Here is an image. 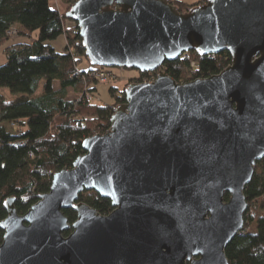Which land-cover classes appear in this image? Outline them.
Wrapping results in <instances>:
<instances>
[{"label": "water", "instance_id": "obj_1", "mask_svg": "<svg viewBox=\"0 0 264 264\" xmlns=\"http://www.w3.org/2000/svg\"><path fill=\"white\" fill-rule=\"evenodd\" d=\"M68 16L91 65L157 78L127 85L108 131L86 137L85 153L27 212L6 200L0 264H230L264 157V0L187 12L169 0H77ZM226 49L232 62L209 77L178 82L162 69L190 50ZM85 190L114 209L79 201Z\"/></svg>", "mask_w": 264, "mask_h": 264}, {"label": "trees", "instance_id": "obj_2", "mask_svg": "<svg viewBox=\"0 0 264 264\" xmlns=\"http://www.w3.org/2000/svg\"><path fill=\"white\" fill-rule=\"evenodd\" d=\"M51 1L0 0V43L11 38L8 32L15 26L21 37L4 47L7 58L0 65V87L17 94L16 99L7 102L0 93V221L7 216L5 202L11 197L20 214L27 212L40 194L50 190L54 172L72 167L74 160L86 151L84 139L106 133L116 106L126 102V87L120 89L116 85L110 88L115 97L113 103L77 102L69 98L71 89H82L83 79L88 76L83 67L91 63L78 23L68 16L77 0H68L71 3L66 12L54 8ZM205 1L185 4L169 0L182 12ZM68 20L73 24L67 26ZM63 34L67 46L58 51L51 41ZM186 54L188 58L182 54L162 67L178 82L220 73L233 59L227 49L218 54L196 50ZM83 60L86 64H82ZM148 75L149 71L140 72L138 80L142 82ZM7 121L15 132L6 129L3 123ZM257 163L255 175L245 189L250 204L245 214L246 231L226 248L230 264H264V157ZM78 200L102 214L114 209L111 199L95 190L80 192ZM63 212L70 223L77 219L73 209ZM253 223L256 231L251 228ZM4 234L1 227L0 244Z\"/></svg>", "mask_w": 264, "mask_h": 264}, {"label": "rangeland", "instance_id": "obj_3", "mask_svg": "<svg viewBox=\"0 0 264 264\" xmlns=\"http://www.w3.org/2000/svg\"><path fill=\"white\" fill-rule=\"evenodd\" d=\"M67 3H71L68 0H64ZM182 1L185 4H198L199 1L201 0H179ZM69 5V4H68ZM67 5V7H68ZM67 9V8H66ZM61 12V11H60ZM15 28H17L15 26ZM19 32L17 28V33ZM20 34V33H19ZM16 34L14 37L9 38L8 40L4 41V43H0V65L4 64L6 61V55L3 52L4 47L7 45V43L15 42V40L21 39L20 35ZM34 37L31 39L33 40ZM51 43L55 45L57 50L59 51L60 48L64 47L63 50H65L67 44L65 42L64 36L60 35L57 39L52 40ZM59 47V49H58ZM88 62V60H87ZM86 64V61L83 60L82 64ZM193 64V63H192ZM89 65L92 67L93 65L91 64H86L85 69L86 71L90 68ZM194 65V64H193ZM51 64L46 66V68L50 67ZM113 72H115V76L113 79L106 83H100L96 78L92 75V77L89 78H84L83 79V87L81 90L77 91L74 89H71L69 93V98H73L77 102H80L83 100L95 102V103H113L115 100V97L111 94L110 88L116 85L118 88L123 89L127 87V85L130 82H136L139 81L138 77L140 75V71H138L136 68L135 69H128V68H123V67H114ZM90 74V73H89ZM86 76V75H85ZM140 82V81H139ZM58 81H55L54 85L57 86ZM93 86L96 87V89L91 90ZM58 87V86H57ZM0 93L4 95V99L7 100V102H10L14 99H16L17 94L13 93L9 88H2L0 87ZM88 95L92 97V99L88 98ZM6 127L7 130L11 132H15V127L7 121L3 123ZM250 230V229H249Z\"/></svg>", "mask_w": 264, "mask_h": 264}, {"label": "built area", "instance_id": "obj_4", "mask_svg": "<svg viewBox=\"0 0 264 264\" xmlns=\"http://www.w3.org/2000/svg\"><path fill=\"white\" fill-rule=\"evenodd\" d=\"M8 34L11 37H14V35L18 34L17 28L14 27L12 30L8 32ZM183 57L188 58L186 53L183 54ZM114 67H108V66L101 67V66L94 65L87 70V73L89 77H92L93 75L96 78V80H98L100 83H103V82L106 83L114 78L115 76V72H113ZM157 74H158V71L156 72V74L154 73V71H149V75L146 78H144L142 82H154L155 79L157 78ZM88 76H85L84 78H89ZM88 98L92 99V97L89 95H88ZM244 231L246 230L243 228L239 234H241Z\"/></svg>", "mask_w": 264, "mask_h": 264}, {"label": "crops", "instance_id": "obj_5", "mask_svg": "<svg viewBox=\"0 0 264 264\" xmlns=\"http://www.w3.org/2000/svg\"><path fill=\"white\" fill-rule=\"evenodd\" d=\"M51 4L53 5V7L54 8H56V9H58V10H60L61 12H66L67 11V5L69 4V3H67V2H65L64 0H52L51 1ZM73 24V22L71 21V20H68L67 21V23H66V25L68 26H70V25H72ZM63 36H64V39H65V35L63 34ZM65 42H66V39H65ZM66 44H67V42H66ZM55 46V45H54ZM55 48H57L56 46H55ZM58 49H59V47H58ZM63 49H64V47H62V48H60L59 50L60 51H63ZM251 228L254 230V231H256L257 229H256V224L255 223H253L252 225H251Z\"/></svg>", "mask_w": 264, "mask_h": 264}, {"label": "flooded vegetation", "instance_id": "obj_6", "mask_svg": "<svg viewBox=\"0 0 264 264\" xmlns=\"http://www.w3.org/2000/svg\"><path fill=\"white\" fill-rule=\"evenodd\" d=\"M223 198H224V202H228L229 200H230V193L228 192V193H225L224 194V196H223ZM200 257V255H198V256H194V259H198ZM187 264H189V261L187 262Z\"/></svg>", "mask_w": 264, "mask_h": 264}]
</instances>
